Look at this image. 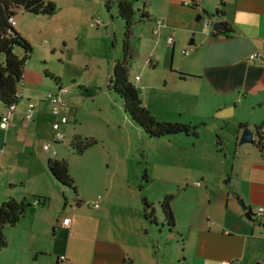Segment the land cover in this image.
Wrapping results in <instances>:
<instances>
[{
	"label": "crops",
	"instance_id": "obj_1",
	"mask_svg": "<svg viewBox=\"0 0 264 264\" xmlns=\"http://www.w3.org/2000/svg\"><path fill=\"white\" fill-rule=\"evenodd\" d=\"M140 6L150 15L143 25L155 47L162 42V53H171L174 74L180 82L177 88L183 95L179 96L187 98L185 106L195 115L216 118L211 124L226 131L222 129L224 147L216 153L223 151L228 187L214 185L203 175L190 185L178 184L183 209L179 212V202L174 205L171 201L174 228L167 236L174 240V247L163 249L157 238L153 240L151 227L142 217L141 201L147 199L145 191L150 181L147 176L142 184L140 176L146 169L135 166L128 172L120 170L117 182L112 176L111 193L105 189V198L100 196L92 180L94 175L71 170L69 142L75 136L87 138L88 133L79 127L70 98L62 95L69 121L61 124L60 130L66 140L55 141L52 123L56 117L47 99L38 100L31 120H24L27 103L35 95L31 86L28 89L21 84L7 128L0 129V162H6L15 153L9 147L15 149L17 143L24 146L31 139L39 157V165L31 176L36 184L22 194V182L13 178L7 180V185L0 182V199L9 196L19 200L30 194L47 201L44 206L33 202L14 227L4 228L6 245L0 249V264H59L60 255L73 264H220L223 259L256 264L263 254L264 212L257 215V211L264 208V148L259 151L254 144L236 142L239 126H247L256 137V127H264V0H225L224 15L217 20L227 24L231 30L228 34H213L210 25L205 24L211 20L208 15L218 7L216 0H200L197 8L190 7L189 0H141ZM200 11L201 25L200 19L195 20ZM168 37L171 43L167 42ZM178 47L180 55H176ZM254 52L261 55V62L248 60ZM178 71L192 77L181 76ZM1 110L0 107V113ZM44 141L52 143L53 157L41 149ZM49 159L66 162L74 186L81 177L88 179L75 186L76 196L70 201L67 191L58 187L47 171ZM121 186L128 187V193L118 197L113 192L123 189ZM239 199L244 208L237 203ZM199 204L204 205L201 218L190 207ZM248 211L253 215L250 219L245 217ZM64 218H69L66 226L62 225Z\"/></svg>",
	"mask_w": 264,
	"mask_h": 264
},
{
	"label": "rangeland",
	"instance_id": "obj_2",
	"mask_svg": "<svg viewBox=\"0 0 264 264\" xmlns=\"http://www.w3.org/2000/svg\"><path fill=\"white\" fill-rule=\"evenodd\" d=\"M50 1L56 7L52 15H33L16 10L15 27L31 45V55L24 65L20 85L28 89L31 86L35 95L30 99L33 105L39 104L38 100L47 99L48 94H56L57 87L67 90L63 95L73 103L79 127L95 141L80 155L68 148L71 152V156L68 155L71 170L82 175H94L92 180L100 196L104 195L105 189L111 193L112 176H115L113 181L117 182L120 170L128 172L135 166L146 169L150 183L145 197L155 206V217L158 218L156 224L149 225L152 229L149 228L150 235L153 240L157 238L163 249H172L174 240L168 239V230L157 203L165 195H171L174 205L179 202L180 212L183 209V203H180L182 192L181 189L177 190V185H190L194 180H199V175L214 185L228 187L223 173V151L217 154L214 146L215 136H218L222 143L220 148L223 149L226 131L224 127L220 130L211 124L216 118L201 117L199 111L195 115L185 106L187 98L180 97L182 94L177 88L180 82L174 74L170 51L162 53V42L155 47L143 23L135 26L129 37L132 56L127 66V80L135 88L142 105L157 122L195 125L203 123L200 118L205 120L204 125H198L196 138L183 133L148 137L124 115L120 98L106 88L112 62L122 57V22L116 15L115 5L107 11L102 0ZM140 5L141 0H137L135 9H141ZM198 22L201 25L202 19ZM179 50V47L176 48V55ZM50 76L55 77L58 84ZM85 91L92 94L87 96ZM2 136L3 131L0 130V145ZM15 147H9L15 153L6 162H0V182L7 185L10 178L22 182L20 190L25 194L36 184L31 176L39 165V157L31 139L24 146L17 143ZM84 177L79 179L78 187L80 182L88 180ZM108 181L109 188L106 184ZM121 187L123 189L116 188L113 192L118 197L128 193V187ZM71 194L67 190L68 201ZM25 198L33 204V195L26 194ZM98 200L99 196L96 198ZM68 205L70 203L66 204L67 208ZM190 207L201 218L204 205Z\"/></svg>",
	"mask_w": 264,
	"mask_h": 264
},
{
	"label": "trees",
	"instance_id": "obj_3",
	"mask_svg": "<svg viewBox=\"0 0 264 264\" xmlns=\"http://www.w3.org/2000/svg\"><path fill=\"white\" fill-rule=\"evenodd\" d=\"M102 1L107 11H109L113 4L115 5L116 15L122 22V57L112 62L106 88L120 98L124 115L138 126L148 137L155 138L183 133L184 135L196 138L199 126L178 122L155 121L142 105L141 99L135 88L127 80V66L132 56V50L128 42L129 37L135 26L150 20V15L143 9H135L134 5L137 0ZM216 1L218 7L211 14L215 16V19H219L224 15L223 7L225 0ZM198 5V0H189L190 7L197 8ZM19 9L33 15H52L56 11L55 4L50 0H0V107L2 110L11 107L14 108L17 104L18 86L22 81L23 68L31 55L30 43L19 34L14 27L15 25H12L9 20L10 18H14L16 10ZM136 14H138L137 17ZM222 23L225 25L224 31L216 33L228 34L231 30L227 27L225 22ZM178 74L181 76L192 77L186 74ZM45 75H47V73H45ZM50 77L56 84H58L55 77ZM84 94L89 96L92 92L85 91ZM241 127L242 126H239V128ZM259 129V127H256V134L259 141L254 145L257 150L262 151L264 147L261 142V132H258ZM94 144V139L90 137L82 138L75 136L70 140L69 147L75 154L80 155ZM221 144L219 137L215 136V151H220ZM46 168L50 177L58 187H61L65 191L70 190L72 198L76 196L74 182L68 175L67 164L65 161L49 159ZM140 180L142 184L146 182L147 175L145 170H143ZM139 188L141 189L142 185H140ZM172 199L173 197L171 195H165L157 203L162 221L168 231H171L174 228L173 213L171 210ZM33 200L38 206H44L47 201L45 197L38 195H33ZM65 203L66 202L64 201V204ZM75 204L78 205L79 200H76ZM31 205V201L24 197L16 200L8 196L0 201V249L6 245V239L3 234L4 228L14 227L25 216ZM141 210L143 220H145L148 225L156 224L153 203L143 198ZM247 213L249 216H253L251 212L248 211Z\"/></svg>",
	"mask_w": 264,
	"mask_h": 264
},
{
	"label": "built area",
	"instance_id": "obj_4",
	"mask_svg": "<svg viewBox=\"0 0 264 264\" xmlns=\"http://www.w3.org/2000/svg\"><path fill=\"white\" fill-rule=\"evenodd\" d=\"M200 2V0H198ZM10 23L12 25L15 24L14 18H10ZM210 20L206 21L205 24L210 25ZM172 39L171 37L167 38V42L171 43ZM184 54L186 55L187 52L184 51ZM248 60L253 62H261L262 57L259 53H251L248 55ZM137 79V76L135 77ZM58 92L56 94H48L47 100L51 107V113L56 117V121L52 123V132H53V139L56 140H63L65 139V134L61 132L60 125L67 123L69 121V117L66 112H64V108L66 107L65 102L62 99V95L67 93V90H61L60 88L57 89ZM33 104L31 102L27 103V108L24 112V120L30 121L33 111ZM13 110V107L9 109H3L0 113V129H6L7 128V121H8V115ZM261 135H262V144H264V127L261 129ZM52 143L49 141H44L41 143V149L44 152L49 153L50 156H54L55 152L51 149ZM195 185H199V182H194ZM93 206H97V201L93 203ZM264 212V208H259L257 211V215ZM69 223V218L62 219V225L66 226ZM57 262L59 264H73L69 259H67L64 255H60L57 257ZM221 264H237V260H227L223 259L220 261Z\"/></svg>",
	"mask_w": 264,
	"mask_h": 264
},
{
	"label": "water",
	"instance_id": "obj_5",
	"mask_svg": "<svg viewBox=\"0 0 264 264\" xmlns=\"http://www.w3.org/2000/svg\"><path fill=\"white\" fill-rule=\"evenodd\" d=\"M202 14H203L202 11H200L195 16V20L198 21L201 18ZM204 14H206V13H204ZM209 19H211L210 20V22H211L210 23V31L213 34H215L216 32L224 31L225 25L221 21L215 19L214 15L209 14ZM257 141H259V138L254 136V133H253V131L251 129H249L247 126H242L241 127L239 136L237 137V142H236L237 145H241V144H245V143H247V144H255V143H257ZM237 203L242 208H244V205H243V202L241 201V199L237 200ZM245 217L250 219V216H248L247 212H245ZM256 264H264V252H263L261 257L259 258V261Z\"/></svg>",
	"mask_w": 264,
	"mask_h": 264
},
{
	"label": "flooded vegetation",
	"instance_id": "obj_6",
	"mask_svg": "<svg viewBox=\"0 0 264 264\" xmlns=\"http://www.w3.org/2000/svg\"><path fill=\"white\" fill-rule=\"evenodd\" d=\"M261 142H262V139H261Z\"/></svg>",
	"mask_w": 264,
	"mask_h": 264
}]
</instances>
